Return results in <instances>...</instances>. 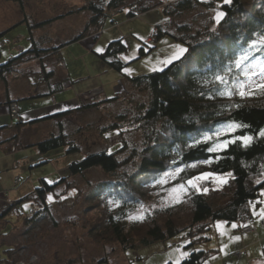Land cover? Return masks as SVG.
I'll use <instances>...</instances> for the list:
<instances>
[{
	"label": "trees",
	"instance_id": "1",
	"mask_svg": "<svg viewBox=\"0 0 264 264\" xmlns=\"http://www.w3.org/2000/svg\"><path fill=\"white\" fill-rule=\"evenodd\" d=\"M218 1L221 6L217 13L222 12L224 15L217 22V26L205 30L204 35H200L199 32L195 34L190 32V34L188 25H177L172 22L168 26L163 23L162 26L157 25L154 28V45L169 36L177 44H183L186 52L180 59L161 71L133 78L125 76L124 81L128 89L122 98L115 96L110 99H100L39 120L19 122L13 126V133L9 137L5 140L0 137V147L2 149L7 147L8 151L12 152L25 147H34L39 155H44L50 150L63 147L66 154H80L79 145L65 132L63 121L77 113L98 110L119 101L123 103V112L118 115L112 113L113 118L128 112L133 117L131 125L139 131L141 129L143 134V148L138 154L133 151L126 158H122L125 151L123 143L112 152L109 151L111 148L109 147L103 151L83 154L81 160L68 164V175L53 184H48L46 179H39L33 191L16 201L10 200L0 207V223L7 222L8 217L14 213L21 216L18 206L24 202L29 204L30 213L33 211L28 218H23L26 226L29 225L31 228L43 218L49 220L52 212L48 204V196L51 195L55 201H60L61 197L72 189L68 181L70 178L82 176L95 169L100 170L106 179L92 192L94 203L102 205L104 216L101 222L93 223L90 230L97 231L92 237L103 231L108 235V239L123 246L124 253L129 249L165 242L185 232L192 239L189 245L194 246L207 241L204 234L216 221L243 222L246 216H250L248 203L254 200L258 203L261 199V190L264 188V136L259 135L261 130H264V91L262 95L246 99L234 95L230 98L221 96L218 94V89L223 90L224 86L215 81V75H223L229 67H232V61L241 50L258 35L264 33V0H229L224 4L222 0ZM142 4L143 0L129 5L125 4L124 0H108L105 4L102 1L82 6L79 12H89L83 31L58 47H54L53 39L49 36H47L48 42L31 38L32 46L29 50L19 51L5 63L0 64V79L6 80L12 73L22 72V76L17 78L39 74L48 81L54 76L55 67L62 62L60 48L89 36H97L102 32L106 19L122 11L125 6H128L126 13L128 18L135 17L131 10L136 6L140 8V14L160 7L159 2L146 6ZM195 6L214 9L215 5L213 2L205 3L200 0H175L162 9L163 13L171 18L176 14L188 13ZM59 19L61 17L29 25L28 31L52 25ZM20 23L28 24V21L22 20ZM171 27H176L174 29L176 34L169 31ZM9 30L1 32L0 38ZM47 43H51V48L44 47ZM142 45L138 50V59L153 50V48H144L151 44ZM125 50L121 39L114 40L97 56L108 68L124 75L123 70L127 65L118 57ZM50 59L53 60L46 64ZM32 60H36L34 67L27 64ZM236 72L237 69L233 68L229 82L231 75ZM140 89L144 90L143 104H140ZM233 122L244 127L224 135L220 140L251 136L252 141L245 145L242 141L235 140L226 148L209 151L214 143L209 140L204 141L203 138L213 135L218 128ZM45 123H52L51 130L37 141L25 145L21 132L17 130L21 131L25 126ZM5 128L1 127L0 132ZM103 133H108L107 136L110 138L120 136L123 132L115 123ZM136 158L138 162L133 167L132 173H119ZM38 160L33 167L49 163V160L43 158ZM177 169L179 172L176 180L187 185V181L204 173L220 176L230 174V177L219 189L211 187L207 191L204 190L205 188L197 191L193 186L188 187L189 193L181 202L164 209L152 210L144 218L131 224V228L125 232L126 226L123 220L140 202V187L152 185L148 180L150 177L156 180L161 174ZM17 178L18 184L20 178ZM111 206L114 208L111 209ZM0 247H4L3 251L11 256L17 246L12 248L0 245ZM216 252L214 249L191 251L178 264H203ZM108 261L102 258L98 263L109 264ZM2 262L12 264V260L5 255L0 259V264ZM64 264H72V262L67 260Z\"/></svg>",
	"mask_w": 264,
	"mask_h": 264
},
{
	"label": "rangeland",
	"instance_id": "2",
	"mask_svg": "<svg viewBox=\"0 0 264 264\" xmlns=\"http://www.w3.org/2000/svg\"><path fill=\"white\" fill-rule=\"evenodd\" d=\"M102 1L105 4L108 0H0V33L10 29L0 38V64L5 63L19 51L29 50L32 46L31 38L48 42L47 36H49L53 39L54 47L63 45L84 29L89 12H79V9L89 3ZM139 1L142 0H124L127 5ZM173 1L175 0H143L144 6L159 2L160 7L133 18L126 16L128 6H125L122 11L106 19L102 32L97 36H89L60 48L62 62L55 67L54 76L48 81L39 74L29 75L26 78L11 76L6 80L0 79V128L6 127L0 132L1 139L5 140L9 137L13 133V126L19 122L39 120L100 99H110L115 96L122 98L128 89L124 81L125 76L133 78L158 72L177 61L178 59H174L171 63H164L171 59L176 46L185 49L183 44H177L169 36L155 45L154 40L153 45L144 47L153 50L138 59L139 48L143 46L142 44H150L148 40L153 37L157 25L185 24L189 26V33L199 32L200 35H204L205 30L217 26V10L221 6L218 0H200L205 3L213 2L214 9L195 6L188 13L176 14L169 18L163 13L162 8ZM222 3L224 4L225 0H222ZM56 17L61 19L52 25L28 31L29 25ZM22 20H27L28 24L20 23ZM175 28L171 27L169 31L176 34ZM119 39L126 49L118 57L127 65L123 70L124 75L108 68L97 56L105 51L108 43ZM51 46V43L44 45L45 48ZM254 56L264 59V50L255 52ZM52 60H47L46 64ZM35 62L36 60H32L27 64L34 67ZM238 72L237 69L236 74ZM260 79L261 77H253L254 81ZM249 91L251 94L244 97L238 94V90L233 95L246 99L262 95L263 92L258 89ZM143 92L144 90L140 89V104L145 101ZM11 101H16L19 108V117L15 121L8 116V103ZM122 104L120 101L111 103L98 110L77 113L63 121L65 132L79 145L80 154H66L63 147L50 150L44 155H39L34 147H25L14 152L8 151L7 147L3 149L0 147V207L10 200L16 201L33 191L39 179H46L48 184H53L61 177H66L68 164L81 160L83 154L103 151L109 147H111L109 151L112 152L123 143L125 151L122 158H126L133 151L136 154L141 152L143 134L141 129L139 131L131 125L132 115L126 112L120 117L112 116V113L118 115L123 112ZM114 121L123 133L109 138L108 133L103 131L115 124ZM225 126L218 128L207 139L214 143L213 147L222 142L220 138L230 134L226 133ZM51 128L52 123H45L25 126L21 131H17L21 132V138L28 146L29 142L37 141ZM217 132H221V135L217 136ZM203 140L207 141L205 137ZM39 158L49 160V163L33 167L38 163ZM137 162L136 158L119 173H132ZM177 170L163 173L156 180L150 177L148 180L152 185L140 187V202L123 220L126 226L125 232L131 228V224L144 218L152 210L170 207L181 202L188 195V187L192 185L177 181L176 176L179 172ZM166 175L165 183L157 182ZM15 177L20 178L18 184L14 183ZM229 177V174L225 176L211 174L206 179L195 181L196 187L193 188L197 191H201L202 188L207 191L211 187L219 189ZM104 179L106 178L98 169L70 178L68 181L72 189L68 190L60 201H55L51 195L48 196L52 217L49 220L44 218L38 220L31 228L23 223V218H28L33 211L30 213V206L26 202L19 205L21 216L14 213L8 217V223L5 221L0 223V245L12 248L17 246L16 250L9 256L3 251L4 247H0V259L5 255L12 260V264H64L67 260L72 264H99L98 261L102 258L109 260V264H178L191 251L214 249L217 252L203 264H264V229L261 227L264 188L261 190V199L258 200L259 205L256 204L251 208L250 216H246L245 221L242 222L249 223L253 228V232L247 235L239 234L241 223L239 221L231 223L216 221L204 234L207 241L194 246L189 245L192 239L185 232L165 242L129 249L124 253L123 246L108 239V235L103 231L92 237L97 230H90L93 223L101 222L104 217L102 205H96L92 197L93 189ZM181 184L184 185L183 191L178 187ZM174 187L177 188L175 193L171 192ZM113 208L114 206H111V209ZM236 237L239 239H235ZM242 251L245 255L240 256L239 253ZM184 253L187 255H183Z\"/></svg>",
	"mask_w": 264,
	"mask_h": 264
},
{
	"label": "snow or ice",
	"instance_id": "3",
	"mask_svg": "<svg viewBox=\"0 0 264 264\" xmlns=\"http://www.w3.org/2000/svg\"><path fill=\"white\" fill-rule=\"evenodd\" d=\"M229 0H225V3H228ZM222 12H218L216 19L219 22L220 18L223 17ZM264 48V33H261L257 36L256 39L252 40L247 48L241 50V53L235 57L232 61V67H229L223 75L216 74L215 81L221 85H223V90L218 89V94L221 96L231 97L233 94L237 93L241 97L251 94L250 89H258L260 91H264V59H260L259 57L254 56L255 52L261 51ZM97 51H102V49H97ZM186 52V49L176 46V51L173 53L171 59L164 61L165 64L171 63L174 59H179ZM233 68L238 69L239 72L237 74L231 75L229 82V75L232 73ZM258 69V71H257ZM261 77L259 81H254L253 77ZM244 127V125L237 124L235 122L230 123L225 126L226 133L234 132L237 128ZM217 136L221 135V132L216 133ZM259 135L264 136V130H261ZM205 139H209V137H205ZM251 136H239L236 137L235 140L242 141L245 145L249 144L252 141ZM235 140H224L220 143L214 145V147L209 148V151H216L218 149L226 148L229 143L235 142ZM207 163V161H205ZM194 166V165H193ZM179 171V169L177 170ZM230 175V174H229ZM209 176L208 173H204L199 177H194L193 179L187 181L189 185L196 187L195 181L206 179ZM167 179V175L165 178L157 181L158 183H165ZM181 191L184 190V185L181 184L178 186ZM177 188L174 187L171 189V192L175 193ZM51 199V197H49ZM261 215L264 216V210H261ZM219 227V226H218ZM236 227V225H233ZM235 239H239L236 237ZM183 255H187L184 253Z\"/></svg>",
	"mask_w": 264,
	"mask_h": 264
},
{
	"label": "built area",
	"instance_id": "4",
	"mask_svg": "<svg viewBox=\"0 0 264 264\" xmlns=\"http://www.w3.org/2000/svg\"><path fill=\"white\" fill-rule=\"evenodd\" d=\"M131 13L135 16V17H139L140 16V8L138 6L134 7L131 10ZM154 41V38H150L148 40V43L152 44ZM22 72H18V73H12L11 76L12 77H18V76H22ZM8 116L10 117L11 120H18L19 117V108H18V104L16 101H11L8 104ZM18 182V178L16 177L14 179V183L17 184ZM256 205V203L254 201H250L248 203V208L251 209ZM261 227L264 228V218L261 220ZM240 235H247L248 233L253 232V228L250 226L249 223H245L240 227ZM240 256L244 255V252L242 251L241 253H239ZM17 264H24V263H17Z\"/></svg>",
	"mask_w": 264,
	"mask_h": 264
},
{
	"label": "bare ground",
	"instance_id": "5",
	"mask_svg": "<svg viewBox=\"0 0 264 264\" xmlns=\"http://www.w3.org/2000/svg\"><path fill=\"white\" fill-rule=\"evenodd\" d=\"M254 202L256 203V204H259V203H257L255 200H254ZM246 218V217H245ZM263 218H264V216H263ZM264 229V228H263ZM240 233V232H239ZM244 255H245V252H244Z\"/></svg>",
	"mask_w": 264,
	"mask_h": 264
}]
</instances>
